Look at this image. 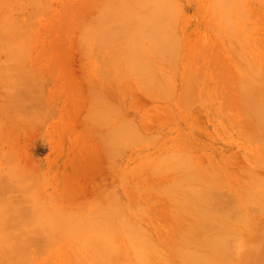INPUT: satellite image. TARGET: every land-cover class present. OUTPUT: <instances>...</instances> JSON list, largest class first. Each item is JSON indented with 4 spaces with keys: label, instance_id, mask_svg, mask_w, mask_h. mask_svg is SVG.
I'll use <instances>...</instances> for the list:
<instances>
[{
    "label": "rangeland",
    "instance_id": "rangeland-1",
    "mask_svg": "<svg viewBox=\"0 0 264 264\" xmlns=\"http://www.w3.org/2000/svg\"><path fill=\"white\" fill-rule=\"evenodd\" d=\"M150 1L39 0L41 10L30 0H0V17L8 11L15 23L22 24V32L16 34H25L26 42L20 72L15 67L6 72V57L0 54V183L18 185L7 194L13 202L45 201L49 209L44 208L45 215L57 218L55 226L68 224L74 217L106 216L107 207L114 221L122 217L119 220L146 228L162 246L164 241H177L179 234H173L179 226L173 224L182 223L174 222L171 208L168 216L165 206L169 203L164 199L166 190L170 192L167 184L179 174L174 178L167 172L153 173V162L159 156L178 154L196 170L214 177L213 184H222L223 194L213 185L214 192L235 197L236 209L246 214L234 213L244 217H235V226L226 221L233 219L232 211L225 215L230 219L215 218L219 222L225 218L229 233L238 234L223 264H264V213L258 209L264 210V136L259 138L250 114L240 104L242 98L235 93L240 94L236 85L243 86L240 82L251 71L264 75V0H230L226 13L215 0ZM13 27L14 23L2 25L5 30ZM130 50L137 54L133 60L128 59ZM104 108V116L96 119L93 113ZM120 131H131L139 139L118 146L112 138ZM144 162H150L146 172L152 168L148 172L152 176L148 178L141 167L137 175L142 177L136 175L131 181L133 171L138 172ZM257 193L263 205L251 202ZM129 194L133 198L139 194L138 202L133 201L138 208L132 209ZM243 195L251 198L250 202L244 199L249 204L243 203L249 215L240 207ZM232 199L228 203L235 208ZM118 208H125V213ZM98 209V214L90 212ZM107 219L99 222L109 224ZM92 220L93 226L99 223ZM118 221L115 229L109 227L115 233L107 230L110 235L105 234L106 223L96 228L92 221L83 223L94 230L80 220L82 226L75 223L87 233L97 234L99 228L98 234L109 240L114 234L113 256L105 255L107 246L99 249L106 252L101 257L62 232L52 245L51 238L43 240L45 248L52 247L44 253V246L38 248L43 250L39 257L34 259L41 252L36 249L33 254L31 249L25 262L130 264L125 229ZM76 226L71 234L79 233ZM255 247H259L257 257L252 255ZM168 251L163 254L169 264H190ZM99 257H108V262L102 263ZM1 259L0 264L5 261Z\"/></svg>",
    "mask_w": 264,
    "mask_h": 264
},
{
    "label": "bare ground",
    "instance_id": "bare-ground-1",
    "mask_svg": "<svg viewBox=\"0 0 264 264\" xmlns=\"http://www.w3.org/2000/svg\"><path fill=\"white\" fill-rule=\"evenodd\" d=\"M147 1H149V0H147ZM229 1L230 0H228V1L227 0H215L216 4H219V5L222 4L221 7L223 8L224 13H226L225 11L228 12L227 7L229 5H227V4L229 3ZM30 2L31 3L37 2L34 5L35 8H37L38 6H41L39 0L38 1L37 0L36 1L30 0ZM38 2H39V5H38ZM150 2H154V1L151 0ZM8 3H7V5H8ZM16 3H18V2H16ZM5 7H7V6H5ZM17 7L20 8L21 5H19ZM225 7L227 8V10L226 9L224 10ZM39 9H41V8H39ZM39 9H35V10H39ZM41 10H39L38 12L40 13ZM6 12L7 13L5 15L0 17V19H2V20H0V23H1L0 24V26H1L0 27V54L4 55L6 57V58H4V69L6 72L11 73L13 71L14 67L18 70V72H20L19 60L24 57V53L22 52V48H23V46L25 47L26 42L25 43L23 42V41H25V39H24L25 34L22 35V33H20V35L17 36L16 33H18L19 31L22 32V30H20V28L23 25L19 24V23H15L17 21L16 20L14 21V19L11 18L12 15L9 14L8 11H6ZM41 13L43 14L44 12H41ZM10 19H12L13 21ZM8 23H14L13 30L2 29V25L8 24ZM83 37H84V35H83ZM86 40H87V37L85 36L84 42L82 40L83 45H85ZM21 41L23 42L24 45H22ZM153 44L155 45L156 43L154 42ZM136 55L137 54L134 50H130L128 53V59L133 60L134 58H136ZM240 63L243 64V62H240ZM247 65H248L247 63H246V65L243 64V66H247ZM20 68H21V70H23L22 66H20ZM244 68H246V67H244ZM250 73L251 74H248L246 76V77H248V79H244L245 82L250 81V85H248L245 82L244 83L240 82V85H243V86L236 85V87L238 86L237 88H239V89H237V88L236 89L240 92V94L237 91H235V93H237V98L239 96H240L239 97L240 99L242 98L241 99L242 101L239 100L240 104L243 102L242 103L243 109L245 110V108H246L248 114H250V116H251L250 118L252 119L251 123H252L253 127L257 129V133H258L257 135H259V138H260V137L264 136V133H263L264 132V85H262L264 75L260 74L262 76L261 77L260 75H258L259 73H257L258 76L257 75L255 76L256 73H253L252 71ZM153 80H155V77H153ZM239 81H243V80H239ZM254 81L256 82V84H254L255 83ZM251 85H254V87H256V88H254ZM160 91H162V90H160ZM160 91H158V92H160ZM156 92H157V90H156ZM160 93H157V94L161 95ZM240 104H237V105H240ZM238 107L239 106H237V108ZM106 110L107 109L104 108L102 111H97L96 113H93V116L96 119H100L104 116ZM256 137H258V136H256ZM136 139H139V138L138 137L136 138L135 134L131 131H128V132L120 131L118 133V135L115 134L114 137L112 138L113 142L115 144H117L118 146L123 145L124 142L125 143H133L134 141L137 142L138 140H136ZM263 142H264V140H263ZM118 150H119V148H118ZM175 155L173 154L174 157L172 155L171 156L170 155H168V156L164 155L163 157L161 156V158L158 155L159 156L158 159H157V156H155L153 159V160L157 159L156 161L153 162V173L161 171V174L164 173V175H165L166 174L165 172H167L169 177H170V175L172 177H174L176 175L178 176V174H179L178 178H180V182L175 183L177 180H179L178 178H176L177 177L176 176V177H174L176 179L170 178L173 181L175 180L174 182L171 181L172 183L167 184L168 186L167 185L163 186V189H166V186H167V189L170 188V192H169V190H166L169 194L167 192H165V194H167V196L164 195V197L166 196V198H164V199L168 200V203H169V205L165 206V207H168V211L171 209H172V211H175L174 213L171 211L173 214H171V212L169 211L168 216L171 214L170 216L173 218V220H176V221H174L175 223H179V222L181 223L182 222L180 225L179 224H176V225L173 224L176 227L179 226V229L177 228V231L173 230L174 231L173 235H175V233L176 234L178 233L179 235H181V236L175 235L176 238L178 236L177 241L175 243H173V242L170 243V241H164L162 246L157 245L156 242L152 238H150L148 230L146 228H139L138 229L137 227L133 226V225H137L134 222L133 223L127 222L130 225L127 227H123V226H125V224L126 225H128V224L124 220H122V221L119 220V218L123 219L122 217H119V215H118L119 218H116V220L114 221L115 216H113L114 214L113 215L111 214L113 212L110 213L112 215V217L110 214H108L110 212V210L107 207H106V210L109 211L107 214L113 219L112 222H110L107 219L109 217V216L107 217V214H106V216L99 215L100 217L103 216V218H100L99 216H96V215L94 216V215L90 214L91 217H90V215L87 217H84L86 219L81 218V217L80 218L74 217V218H72V220L70 222H68V224L66 223L67 225L64 224V225H56L55 226V221L57 220V218L52 219L50 216L45 215L44 208L47 207V209H48V206H47L45 201H41V200L37 201V200L32 198V200H29L27 202V205H24V204H26V201H23V200H22L23 202L19 201V200L13 202L12 199H14V198L11 199L7 194L10 193L13 188L18 187V185L17 184L6 185V184L0 183V190L5 191V189H7L5 192H2V191L0 192L4 196L7 195L6 197L1 196V198H0V225H1V229H0V250H2V253H0V259L4 255L5 257H7L6 258L7 260H5V257L3 258L5 260L4 262H7L5 264H8V261L16 262L15 264H18V263L22 264L23 262H24L23 264H26L27 262H25V261L27 259H29L30 252L35 250L34 252H32L33 254H35V252L40 251L41 253H38V256L37 255H36V257L33 256L34 259L39 257V254L40 255L43 254L47 249L52 247L51 246L48 248L47 246L50 244L52 245V243H53L54 239L57 237V235L59 233H62V232H64L63 234H65V235H71V236H66V237H70V239L73 238V240L80 241L79 242L80 246L85 247V248L89 247V249L93 253H94V251L96 254L100 252L101 257H102V255H104L106 253L105 251H107V254H105L106 256H111L113 253H115V247H114V242H113L114 234L110 236L111 240H109L106 237L102 238V236H100L98 234L97 231L99 228L95 229V232L97 234H95L94 231H92L94 233V235L93 234L91 235L92 232L87 233L86 231H82L83 227H80L81 231H79V229L77 228L78 225L82 226L81 223H79V220H80V222H82V224L84 222H87V221H88L87 223L90 224L92 221L91 224L93 226V220L92 219H95L94 220L95 222H97L96 219H98V222L100 219H104V220L107 219L108 222H110L109 224L106 221H104V222L102 221L103 223H106L109 225L108 228L105 227V226H107L106 224L104 225L105 228L102 226V228L106 229V231L104 230L105 234H108L107 230L110 234H111V232L115 233L114 230L111 231V228L109 229V227L111 225H113L112 228L115 229L116 226L114 224H118V223H116V221H118V220H119L118 222H120L119 225L121 226V228L125 229V231H124L125 234H123V235L126 236L127 248H129L131 251V257L130 258L132 261L130 260V262H131L130 264H169V262L167 261V258H166L167 255L163 254V250H169V251H171V253L173 252V255L177 256L178 259H180V262H184L186 259L190 262V264H220V263L223 264V262L225 261V258L228 256L227 254L228 253L230 254L229 251L233 248V244H234L233 237H235V242H236L237 235H238L235 232L234 228H233V230L236 234H234V233L230 234L229 233L230 229H229L228 223H231V225H234V223H233L234 218L241 215L243 212H241L242 210L241 211L237 210V209H239V207L235 204L236 203V200H234L235 197L232 196V198H234V199H232L231 196L230 197L227 196L229 198H227L226 196H222V194L224 192L222 190V187H224V186L222 184H221L222 186L220 184L217 185L216 183H215L216 185L213 184V181H215L214 177H211L209 175H205L206 173L203 172L202 169L199 168L198 166H197V168H199L201 170H199V169L196 170L194 168L195 166L193 164H191L190 162L186 161L184 158H182L181 155L180 156L178 154H177V156H175ZM153 160H151V161H153ZM150 162H148L149 164L147 162L146 163L144 162L143 164L150 165ZM143 164H141V166L139 165L140 168H139L138 172L135 171L136 172L135 173L133 171V174H132L130 180L132 179V177L136 176L140 172L141 167H143V169L145 170L146 175L148 174V172H149V174H151L150 170L152 168H150L149 171L146 172L147 168H149L150 166L148 167V165L145 166ZM151 164H152V162H151ZM198 171H200V173H198ZM201 171L203 174L201 173ZM149 174L147 175L148 178L152 176V175L149 176ZM164 175H160V176H163L162 178H165ZM138 177H142V176L139 175ZM134 178H136V177H134ZM148 178H146V179H148ZM8 179H11V178L8 177ZM138 179H137V181L139 182L140 179L139 180ZM166 180H164V181H166ZM131 181H133V179ZM167 181H169V180H167ZM217 181L220 182L219 180H217ZM174 183H175V185H173ZM223 184H224V182H223ZM213 185L216 187L218 186V189L219 190L221 189L223 191L222 192L220 190L222 194L218 195L217 193H215L213 190ZM186 189H187V192H188V189H190V191H189L190 193L185 192ZM135 194H137V193L135 192ZM225 194H226V191H225ZM259 194L261 195V193H259ZM138 195H135L136 196L135 198H137V200H134L135 198H133L132 195H130L132 197V199H130V201H132V202L136 201V203H137L138 202V197H137ZM226 195H228V194H226ZM254 195L257 197L258 193L253 194V196ZM253 196H251L252 199L251 198L247 199L246 197H244V195L240 196V200H243V202L241 201L242 206L240 205V207L243 208L244 210H246V213H248V215L250 214L251 211H248L247 207L243 206V203L245 202L244 199L248 200L249 202L251 200H252L251 202L257 201L256 203H258V205L259 204L263 205L261 202L264 199L263 200L260 199V201H259V200H257L259 197L254 198L255 196L254 197ZM141 197H142V195H141ZM229 199H232V201L233 200L235 201L234 205H233V206L236 205L235 208L230 207L232 204L228 203ZM226 201H227V203H226ZM139 203H140V201H139ZM245 203L249 204L248 202H245ZM133 204H134V202L131 203V205H133ZM139 205L141 206V203ZM244 205H246V204H244ZM254 205H255V203L253 204V208H255ZM258 205H256V208L258 207ZM134 206H136V205H133L132 209ZM140 206H139V208H140ZM169 206H171V207H169ZM129 207H127L126 209H128ZM229 208L230 209L231 208H234V209L237 208L236 209L237 211L235 210L236 211L235 212V211H233V209L228 210ZM126 209L124 208L123 210L126 211ZM134 209L136 211V208H134ZM194 209H195L196 214H194ZM258 209L262 210L261 213H264V210L262 208L258 207ZM118 210H119V212H124L122 210V208L121 209L118 208ZM99 211L100 210L98 209L97 211H90V212H93V214L95 212V214H96ZM227 211H229V213H231L230 211L233 212V213H231V214H233V219H231L232 222L230 220H226V221H228V223L224 222L225 218L230 219L229 217H225V215L228 214ZM126 212H129V209ZM237 212H240V214L237 215L238 214ZM102 213H104V212H102ZM234 213H237V214L235 215ZM242 215L245 217L246 214L243 213ZM223 216L225 218H222L221 222H219L218 220H215V218L217 219L218 217H223ZM243 216H239L237 218H240V220H241V218L244 219ZM95 217H97V218H95ZM105 217H107V218H105ZM157 217H159V216H157ZM230 217L232 218V216H230ZM111 218H110V220H112ZM172 218H171V220H172ZM74 219H76L77 222L74 221ZM90 219H91V221L89 222ZM85 220H87V221H85ZM247 221L248 220H246V222ZM102 222H99L100 225H103V224H101ZM122 222L123 223L125 222V223L123 224ZM183 222H185L184 223L185 225L183 224ZM75 223L77 224V226L75 225ZM99 223L97 225L94 224L95 228L100 227V226H98ZM88 224L87 225L83 224V226L84 227L89 226L90 228L89 227L88 228L91 229V226ZM245 224H247V223H245ZM74 225L76 226L77 231H79V233L71 234L72 233L71 231L76 232V231H74V227H75ZM67 228H71L72 230H69ZM64 229H66V230H64ZM91 230H94V229H91ZM66 231L68 232V234H66ZM196 232H198V233H196ZM110 234H108V235H110ZM72 235L74 237H72ZM77 236L80 240L77 238ZM50 238L52 239V242H51V240H49L50 244L47 243V246H46L47 248H45L44 245H46V242L43 244V242H44L43 240H48ZM243 245L245 246V244H243ZM42 246H44L43 249H45V250L44 251L38 250V248H40V247L42 248ZM106 246L108 247L109 250L107 249L103 252L99 251V249L102 250L103 248H106ZM168 247L171 250L168 249ZM157 248L163 249V250H157ZM31 249H33V250L31 251ZM36 249H37V251H36ZM42 251H43V253H42ZM83 251L85 252V250H83ZM181 252L186 253L187 256L181 254ZM3 253H5V254H3ZM51 253H50V255H51ZM258 254H259V247H255L254 249H252V255L254 257H257ZM129 256H130V254H129ZM101 257H99V259L102 260V263L107 261L108 257L103 258L104 260ZM130 258L128 257V260ZM3 259H1V260H3ZM89 259H91V258H89ZM105 259H106V261H105ZM168 259H169V257H168ZM175 259H177V258L175 257L174 261H175ZM251 259H252V257H251ZM51 260H47V262H45V264H49V263L52 264ZM254 260H256V259H254ZM171 261L173 262V259ZM177 263H178V261H177ZM174 264H176V263H174Z\"/></svg>",
    "mask_w": 264,
    "mask_h": 264
}]
</instances>
